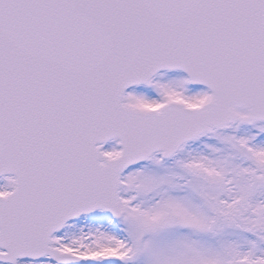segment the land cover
I'll list each match as a JSON object with an SVG mask.
<instances>
[{
	"label": "snow or ice",
	"instance_id": "obj_1",
	"mask_svg": "<svg viewBox=\"0 0 264 264\" xmlns=\"http://www.w3.org/2000/svg\"><path fill=\"white\" fill-rule=\"evenodd\" d=\"M0 264H264V0H0Z\"/></svg>",
	"mask_w": 264,
	"mask_h": 264
}]
</instances>
